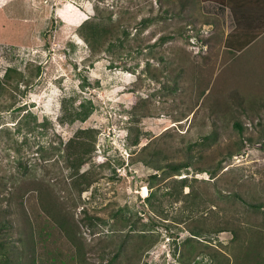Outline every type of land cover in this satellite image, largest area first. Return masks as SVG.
<instances>
[{
	"label": "rangeland",
	"instance_id": "374dc122",
	"mask_svg": "<svg viewBox=\"0 0 264 264\" xmlns=\"http://www.w3.org/2000/svg\"><path fill=\"white\" fill-rule=\"evenodd\" d=\"M201 1L0 0V256L264 264V44Z\"/></svg>",
	"mask_w": 264,
	"mask_h": 264
},
{
	"label": "crops",
	"instance_id": "0c3cea01",
	"mask_svg": "<svg viewBox=\"0 0 264 264\" xmlns=\"http://www.w3.org/2000/svg\"><path fill=\"white\" fill-rule=\"evenodd\" d=\"M201 1V0H199ZM209 3L210 10L205 13L203 26L207 34L219 38L220 44L232 37L233 42L264 44V0H202Z\"/></svg>",
	"mask_w": 264,
	"mask_h": 264
},
{
	"label": "trees",
	"instance_id": "16d2710c",
	"mask_svg": "<svg viewBox=\"0 0 264 264\" xmlns=\"http://www.w3.org/2000/svg\"><path fill=\"white\" fill-rule=\"evenodd\" d=\"M206 1V0H205ZM144 21V23L147 25L148 23H150V19H144L143 20ZM90 25H92V24H90ZM108 34H112V29L111 28H109L108 27V25L107 26H103V25H98V26H93V27H91V29H89V30H85L83 33H82V37L84 38V40L88 43V45H89V47L91 48V50L93 51V52H97L98 51V48H97V46H99V43L101 42V41H99V39L102 37V36H106V35H108ZM166 38L165 37H161L160 38V40L163 42L164 40H165ZM233 44V43H235V44H246V43H236V42H233V40H232V37H227V39H226V44ZM225 44V45H226ZM227 46V45H226ZM13 72H15V69H13V68H11V67H9L7 70H6V72H5V74H4V76H3V79L2 80H0V91H2L3 90V87H4V84H7L8 82H9V79H11V73H13ZM199 97H200V95H199ZM221 105V104H220ZM197 106V105H196ZM235 124V126L238 128V130L239 129H242V127H241V125H240V123L239 122H235L234 123ZM240 131H242V130H240ZM213 138H215V135L213 134V133H211L210 135H204L203 136V141H202V143L201 144H207L208 143V141L209 140H212ZM242 150V148H241V146L240 145H238L237 147H236V149H235V151H229L228 152V156H234V155H237V154H239V152ZM78 159H79V165H82V164H84L85 163V161L82 159V157H78ZM188 166V164L187 163H185V164H179V165H167L166 167H169V169H171L172 171H178L181 167H187ZM201 171H206V172H208L209 173V171H207V170H205V169H200V171L199 172H201ZM84 174H81V176H83ZM210 175L211 176H214V173H210ZM157 175L156 174H154V175H151L150 177L151 178H155ZM89 184V182H87V187L89 186L88 185ZM85 189H81L80 190V192L81 191H84ZM8 213H10L9 212V210H7V209H5L4 211H3V216H2V214H0L1 216H0V219H1V221H0V233L3 231V230H5V232H9V230H10V228H12V223L7 219V217H6V214H8ZM62 224H64V223H61L60 224V226L63 228V226H62ZM196 235V234H195ZM0 262H2V263H5V264H14V262H12L11 260H10V258H9V256H7V254L5 253H3V254H1V256H0ZM20 264H24L23 262H21Z\"/></svg>",
	"mask_w": 264,
	"mask_h": 264
}]
</instances>
